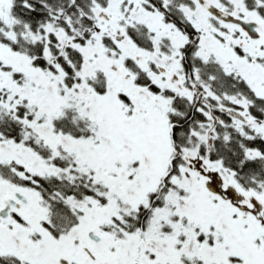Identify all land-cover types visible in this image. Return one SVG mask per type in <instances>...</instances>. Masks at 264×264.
I'll use <instances>...</instances> for the list:
<instances>
[{
    "label": "snow or ice",
    "instance_id": "1",
    "mask_svg": "<svg viewBox=\"0 0 264 264\" xmlns=\"http://www.w3.org/2000/svg\"><path fill=\"white\" fill-rule=\"evenodd\" d=\"M0 264H264V0H0Z\"/></svg>",
    "mask_w": 264,
    "mask_h": 264
}]
</instances>
